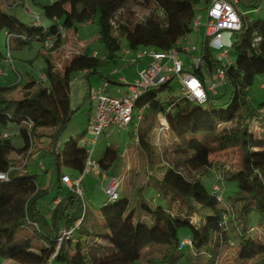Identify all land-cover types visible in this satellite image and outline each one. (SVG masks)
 Wrapping results in <instances>:
<instances>
[{
	"label": "trees",
	"instance_id": "16d2710c",
	"mask_svg": "<svg viewBox=\"0 0 264 264\" xmlns=\"http://www.w3.org/2000/svg\"><path fill=\"white\" fill-rule=\"evenodd\" d=\"M91 1L56 0L39 5L42 16L52 22L48 26L38 18V25L23 27L0 10V31L5 32L7 51L10 50L11 40L19 48L29 47L33 39L40 41L44 47L47 38L55 43L59 39V28L66 27L68 20L75 21ZM199 1L140 0V5L150 11L149 16L139 21L134 11H127L120 18L118 33L131 51L139 47L156 51L180 50L181 39L193 30L191 22ZM204 1L207 7L210 0ZM109 2L115 11L124 7L125 0ZM66 8L69 16L60 26L55 21L61 19ZM240 21L241 27L237 31L240 40L232 44L235 61L223 67V82L230 87L226 101L216 104V93L208 94L206 102L201 104H191L194 102L182 93L178 97L167 95L161 100V93L169 94L171 91L173 76H170L157 87L149 88L134 102L135 107L147 105L154 119L157 115L164 117L168 126V132L161 133L167 134L168 139L159 141L160 153L157 155L166 167L160 178L154 179V184L186 204L188 211L201 207L209 209L208 216L203 219L201 215L203 221H199L200 225L192 223L189 215H173L159 205L147 206L144 203L141 204L142 209L153 215L152 226L133 223L132 214H127V198H119L118 195L115 200L101 204L98 213L100 221H93L85 227L81 199L67 188L57 203L52 201L51 208L42 216L36 202L47 189L36 184L34 175L18 174L10 168L9 153H27L31 147L32 132L38 128L53 127L57 132L55 136H50L48 152L56 166L55 185L59 187L61 184L60 164L79 175L83 172L84 146H79L70 138L61 151L56 147V137L73 113L69 106V75L73 72L100 75L99 68L114 63L118 58V36L100 30L97 39L102 46V57L76 53L64 62L60 72L47 59L41 73L44 80L30 78L23 85V93L18 99L6 94L15 85L0 87V125L16 123L22 140L21 144H14L9 137L2 138L0 135V173H6V178L0 179V257L20 264H47L50 256L51 261L64 264H216L223 250L237 245L235 255L238 260L264 264V239L249 237L253 227L245 226L252 206L259 223H264V139L249 130L250 122L261 112L253 108L246 97L253 77L264 75V18L247 21L240 16ZM203 58L209 70L219 65L216 59H210V50L206 47ZM6 59V54L0 51V62ZM200 68L191 67L185 71L197 76L204 84ZM86 96L90 98L88 91ZM202 104L207 107L203 108ZM231 121L235 122L234 127L216 132L222 123ZM140 123L137 126V144L152 163L156 157L154 144L147 141V133L142 127L140 129ZM21 124H26L27 129H23ZM227 148L236 150L238 156L237 166L232 168V177L229 178L236 181L237 192L233 201L239 204L235 236L227 225L231 211L223 203L222 196L213 191L209 193L198 177H188L191 170L209 166L214 152ZM116 159L113 152L105 151L98 163L105 170ZM77 222L78 227L73 231L74 241L62 239L58 245L59 232ZM28 229L32 230V236L26 233ZM182 230L188 232V237L179 236ZM184 240L189 243L180 247ZM150 245L163 248L147 250Z\"/></svg>",
	"mask_w": 264,
	"mask_h": 264
},
{
	"label": "rangeland",
	"instance_id": "374dc122",
	"mask_svg": "<svg viewBox=\"0 0 264 264\" xmlns=\"http://www.w3.org/2000/svg\"><path fill=\"white\" fill-rule=\"evenodd\" d=\"M0 0V10L7 15L13 17V20L23 27L35 25L34 19L38 17L40 22L48 26L52 22L46 20L39 9V5L50 4L56 0ZM16 3V4H15ZM205 1L200 0L195 6V18L200 16L199 26L195 30L185 35L186 41H180L182 47L191 48L196 47V51H190L188 55L181 53L179 59L184 66L191 67V57L197 58L202 49L204 41V23L206 19ZM238 16L244 17L245 20L251 21L264 18V0H238L235 6ZM134 11L136 20L143 21L148 16L150 11L144 9L140 5V0H125L124 7L112 10L109 0H92L81 11L75 21H67L66 27L59 28V39L50 45L49 48L44 47L40 41L32 40L29 47H22L21 49L13 48V41L10 44V58L12 64H8L5 60L0 62V86L15 85L11 90H7L6 94L9 97L18 99L21 97L23 85L30 79H38L43 69L46 67V60L48 59L54 66L55 70L60 72L63 68L64 62L68 61L71 56L76 53H87L92 51L97 52L98 57H102V46L98 42V33L100 30H105L112 35L118 36L120 42V50L118 58L114 63L104 64L99 68L100 75L89 74L85 75L82 72H73L69 75L68 96L69 106L73 113L66 123L64 129L57 135L56 143L57 150L61 151L63 145L70 138L75 140L80 146L81 142L88 143L86 149H92L91 158L97 163L103 158L105 151H111L117 159L113 164L105 170L92 169L90 173L82 176L80 188L82 189L81 200L85 207V217L83 226L89 227L93 221H100L98 217L99 208L103 202L107 200V196L103 192V187L108 183L110 175L117 177L119 181L118 195L119 198H127V214H132L133 223H143L148 226L153 224V215L142 209L141 204L147 206L159 205L173 215L181 214L182 217L189 215L192 223L200 225V220L210 214L209 209L205 207L196 208L195 210H187L186 204L182 203L178 198L171 197L165 190L156 186L154 179H159L166 164L157 155L160 153L159 141L168 139V135H163L159 132L160 122L159 115L155 116L148 106L135 107L134 111L141 109L143 121L140 123V129L146 131L147 141L153 143V148L156 157L152 163L146 156L145 151L141 146L136 144L134 138V125L128 124L126 127L110 126L104 128L97 136L95 144H89L93 134L88 131V120L92 115L96 100H90L87 96V89L96 88L103 85V80L106 78L117 79L123 77L125 74V81L123 86L113 85L109 83L106 93L116 96L117 90L126 92L129 85L134 84L137 79L138 72L146 68L149 64L148 58L144 57L137 63H133L132 51L128 48L126 40L118 33L117 26L120 18L127 11ZM26 11V12H24ZM26 13V14H25ZM69 16L68 8L61 19L56 20L60 26L66 21ZM190 40V42H188ZM240 40V34L234 32L230 36V41L235 44ZM145 48L139 47L134 50L135 55L144 51ZM0 51L3 55L6 54V35L5 32L0 31ZM126 51V54L124 52ZM129 53V54H128ZM219 51L210 50V59L217 58ZM191 56V57H190ZM234 46L228 49V60L235 61ZM201 73L206 87L210 84L211 73L204 64L201 68ZM114 70L116 73L110 74ZM136 75V78L134 77ZM123 77V78H124ZM135 78V79H134ZM171 91L169 94L161 93L162 100L167 95L178 97L182 90L176 77L170 81ZM229 85L225 82H220L215 88L216 104H220L227 100L229 93ZM220 97V98H219ZM247 100L253 108H258L260 114L252 119L249 124V130L256 134L259 138L264 139V75H256L253 77L251 84L247 88ZM191 104H197L196 102ZM203 108L206 104L201 105ZM262 110V111H261ZM241 112V111H240ZM145 119V120H144ZM152 119V120H150ZM156 120L155 123L152 121ZM153 123V125H152ZM235 126V122L222 123L216 132ZM23 129H27L26 124H21ZM19 126L14 122H8L6 125H0V134H6L7 137L14 144H21L22 140L18 132ZM56 129L53 127L38 128L31 134V151L27 153L16 154L11 152L7 155L12 166L10 167L16 173H28L35 176L36 184L47 191L37 200L36 206L42 216H45L52 206L53 198L62 196L66 190L64 186L57 187L56 183V166L53 163V156L48 152L50 149L49 142L51 137L56 135ZM159 132V133H158ZM165 131V133H167ZM164 160V159H163ZM165 161V160H164ZM238 156L237 151L233 148L224 149L222 151L214 152L210 156V165L197 171H190L188 177H198L204 188L209 192H217L222 196L223 203L228 206L230 212L227 220L228 228L235 236L234 227L238 225L236 213L238 209V202L233 201V197L237 192L235 179L232 177V168L237 166ZM152 164V165H150ZM59 171L66 173L70 179L78 177L79 174L68 169L62 164L59 165ZM102 171L106 178H102ZM150 183V184H148ZM218 189V190H217ZM198 207V206H197ZM203 215V219L201 218ZM234 217V218H233ZM247 228L253 227V232L248 234L249 237L255 239H264V223H259L258 215L254 206L249 210L248 218L245 223ZM21 231V230H20ZM19 231V234L21 233ZM30 236L33 235L32 230L26 231ZM179 236L188 237V232L182 230ZM162 249L160 245H150L147 250ZM227 249V248H226ZM238 249L236 245L227 251L223 250L218 257L216 264H252V262L240 261L235 255ZM72 252V250H70ZM50 256L47 264H64L56 260L51 261ZM0 264H20L14 260L6 257H0ZM142 264H146L143 262Z\"/></svg>",
	"mask_w": 264,
	"mask_h": 264
},
{
	"label": "built area",
	"instance_id": "2783aa9c",
	"mask_svg": "<svg viewBox=\"0 0 264 264\" xmlns=\"http://www.w3.org/2000/svg\"><path fill=\"white\" fill-rule=\"evenodd\" d=\"M238 0H210L205 9L206 19L204 23V41L202 49L197 58L191 57V67L198 68L204 65L203 53L205 47L209 50H218L216 61L219 65H215L211 70L210 84L206 87L197 76L184 70L182 61L179 59L181 53L188 55L190 51H196V47L192 46L190 49L179 45L180 50L171 48L165 51H156L153 49H145L138 53L136 58L147 56L150 59L146 68L139 71L137 79L134 84L129 85L126 92H120L116 96L106 93L107 83L89 90V97L96 100V106L88 121V131L93 134L89 144H95L97 136L106 127L119 126L126 127L133 123L135 142L137 143V126L142 119V110L134 111V102L149 88L157 87L165 82L170 76L176 77L183 96L191 102L204 103L207 100L208 94H214L218 83L223 81L224 71L223 67L230 64L228 60V49L231 48L232 42L230 36L237 32L241 27L240 17L238 16L235 6ZM200 16L194 18L191 22L192 29L199 26ZM35 25L39 24L38 17L35 18ZM186 41V37L181 39ZM190 42V40H188ZM52 44L51 39L47 38L45 47L49 48ZM95 56V55H93ZM6 61L12 64L9 51L6 53ZM190 67V68H191ZM0 73H3L0 69ZM39 78L44 80V76ZM147 106V105H144ZM160 127L159 132L164 133L168 130L167 123L164 117L159 116ZM30 127V124H29ZM158 132V133H159ZM2 138L7 137L6 134L1 135ZM88 143L84 141L81 145L84 146L86 157L84 161L83 172L75 179H70L68 175L63 174L60 177V182L67 189L76 193L81 199L82 189L80 183L82 176L90 173L92 169H99V164L91 158L92 149H86ZM31 147L28 149L29 153ZM6 173H0V179H5ZM102 178H106L105 173H102ZM108 183L103 187V192L107 196V202L113 201L118 196L119 181L115 176H109ZM218 190V189H217ZM216 192V191H215ZM58 201V200H57ZM54 202V204L57 203ZM83 208L85 207L81 200ZM78 222L71 228L62 229L57 238L58 245L62 239H73V231L78 227ZM188 240H184L181 244H188Z\"/></svg>",
	"mask_w": 264,
	"mask_h": 264
},
{
	"label": "crops",
	"instance_id": "0c3cea01",
	"mask_svg": "<svg viewBox=\"0 0 264 264\" xmlns=\"http://www.w3.org/2000/svg\"><path fill=\"white\" fill-rule=\"evenodd\" d=\"M4 32V31H3ZM182 41V40H181ZM11 44V41H10V43H9V45ZM13 48H15V49H21V48H19V47H17V45L13 42ZM181 45V44H180ZM10 49V48H9ZM87 54V53H86ZM89 54H91L92 56L93 55H95V56H97L98 54H97V52H95V51H92V52H90ZM124 54H126V51L124 52ZM129 54V53H128ZM132 56H133V58H132V61H134L133 63H137V61H139V60H141L142 58H144V57H147V56H143V57H140V58H136V55H135V52L134 51H132V54H131ZM71 58V57H70ZM148 58V57H147ZM150 61V59L148 58V62ZM8 63V62H7ZM9 64V63H8ZM189 69V66H184V70H188ZM99 71V70H98ZM208 71L210 72V70L208 69ZM42 73V72H41ZM82 73H84V72H82ZM114 73H116L114 70H112L111 72H110V74H114ZM139 73V72H138ZM4 74V73H3ZM41 75V74H40ZM136 75L137 74H135V78H136ZM122 76L124 77L125 76V74L123 75L122 74ZM123 77H118L117 79H113V78H107V79H104L103 80V84L104 83H107V89H106V91L108 90V85H109V83H112L113 85H119V86H123V80L125 81V77L123 78ZM134 78V79H135ZM136 80V79H135ZM10 86H12V85H8V86H0V87H10ZM98 87V86H97ZM14 88V87H13ZM12 88V89H13ZM11 89V90H12ZM91 89H93V88H91L90 86L88 87V89H87V91L89 92V90H91ZM127 90V89H126ZM120 92H122L121 90H117L116 91V93L118 94V93H120ZM90 100H92L91 98H89ZM262 111V110H261ZM158 116V115H157ZM90 118V117H89ZM89 121V120H88ZM2 134V133H1ZM0 134V135H1ZM137 144V143H136ZM99 164V163H98ZM102 173H104L103 171H102ZM101 173V174H102ZM62 175L63 174H66V173H61ZM110 176H112V175H110ZM70 178V177H69ZM75 178H77V177H74V179ZM148 184H150V183H148ZM60 186H64L63 184H60ZM59 186V187H60ZM64 188H65V190H67L66 189V187L64 186ZM63 196V195H62ZM62 196H55L53 199L54 200H52L53 201V203L55 202V201H57L59 198H61ZM56 198V199H55ZM104 203V202H103ZM48 217V216H47Z\"/></svg>",
	"mask_w": 264,
	"mask_h": 264
}]
</instances>
